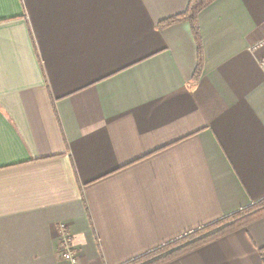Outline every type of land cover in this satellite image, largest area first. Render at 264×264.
Segmentation results:
<instances>
[{
    "label": "crops",
    "instance_id": "1",
    "mask_svg": "<svg viewBox=\"0 0 264 264\" xmlns=\"http://www.w3.org/2000/svg\"><path fill=\"white\" fill-rule=\"evenodd\" d=\"M0 0V264H123L264 198V0ZM167 264H264V217Z\"/></svg>",
    "mask_w": 264,
    "mask_h": 264
},
{
    "label": "trees",
    "instance_id": "2",
    "mask_svg": "<svg viewBox=\"0 0 264 264\" xmlns=\"http://www.w3.org/2000/svg\"><path fill=\"white\" fill-rule=\"evenodd\" d=\"M215 0H189L186 9L178 15L160 21L158 28L163 29L178 22H188L196 44L197 61L193 82H197L203 70V45L199 29V13ZM264 217V198L211 223L201 225L178 237L159 245L123 264H167L184 254L201 248L218 238Z\"/></svg>",
    "mask_w": 264,
    "mask_h": 264
},
{
    "label": "built area",
    "instance_id": "3",
    "mask_svg": "<svg viewBox=\"0 0 264 264\" xmlns=\"http://www.w3.org/2000/svg\"><path fill=\"white\" fill-rule=\"evenodd\" d=\"M264 48V38L251 45L250 50L254 53ZM260 67L264 70V56L259 60ZM74 244L72 237L66 232L61 233V243L59 248V255L66 260H69L71 264H77V257L73 252Z\"/></svg>",
    "mask_w": 264,
    "mask_h": 264
}]
</instances>
